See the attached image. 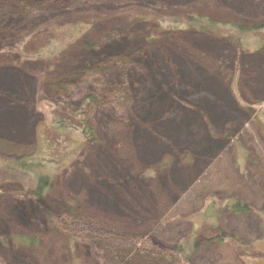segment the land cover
Wrapping results in <instances>:
<instances>
[{
	"label": "rangeland",
	"instance_id": "rangeland-1",
	"mask_svg": "<svg viewBox=\"0 0 264 264\" xmlns=\"http://www.w3.org/2000/svg\"><path fill=\"white\" fill-rule=\"evenodd\" d=\"M149 14L264 28V0H0V264H176L181 246L189 264H264V32ZM87 98L96 142L66 138L62 165L52 118L80 132ZM37 153L52 161L42 198L37 174H13ZM63 215L84 246L55 228Z\"/></svg>",
	"mask_w": 264,
	"mask_h": 264
},
{
	"label": "trees",
	"instance_id": "trees-1",
	"mask_svg": "<svg viewBox=\"0 0 264 264\" xmlns=\"http://www.w3.org/2000/svg\"><path fill=\"white\" fill-rule=\"evenodd\" d=\"M146 17L150 18L151 20H154L156 23H159L160 25H162V24L169 25V27H171L173 29H174V27L178 28L180 23H182V25H186L187 28L192 27V28H195L198 30H204V31H211V32L214 31V32L218 33L220 31L227 30V32H225V34L223 33V35H228L231 37L230 38L231 40L235 41V39H236V41H239V42L242 41V38H244L246 35L249 34V36H251L250 33H253L252 35L257 37V35H256L257 33H263L264 32V28H256V29H254V31L252 30L249 33L248 31L244 32V30L240 26H232L231 28L230 27H220L219 25H216L213 22L210 23L208 20L203 19V18L199 19V18H195V17H190V19H188L187 21L179 20L180 23L174 19H168V20H166V22H164L165 20H162V22L160 23V20L154 19L155 17H153L152 14H149ZM116 63H117V61H116ZM88 104L93 106L90 109H94L98 105V100L87 98L86 100H84V102L79 103L78 112H73L75 119L76 118L82 119V122H81L82 128H81L80 132L74 128L75 125L70 124V123L68 124L66 121L60 120L61 118L59 119L57 116L52 118V124H51V130H50V131H52L51 136H50L52 144H49L50 145V151H52V149H54L55 145L59 144V141L61 142V144H64L63 151L66 150V152L65 153H60V152L57 153L56 152L57 155L62 156L60 158V162L62 165H65V160L70 156V154L68 152H69V150H71L70 146H68L69 141H67L66 138L70 137L72 134L74 135L77 133L78 141H80L78 146H81V144L86 145V143L92 144V143L96 142V140H95V129H93L92 127H87L86 123H85L86 120H84L85 118L83 119V117L86 116L85 114L87 111H85L84 114H83V112H81V111H84V109H86L85 106L86 105L88 106ZM260 110H261V107H259V111ZM262 110H264V109H262ZM69 115L71 116L70 113H69ZM256 117H254V118H256ZM52 136L54 138H52ZM37 156H38V158H40L39 154L37 153L34 158H31V160H25V161H21V162L17 161V163H15L16 167L13 168V170H14L13 172H15L13 174L17 177L18 176L21 177L22 183H26L25 181L22 180V177H23L22 175H24V174L32 175L34 173L37 174L38 176L36 177L33 189H30V190L33 193L34 197L36 196V198H42V197H44V194L50 190V188L47 185L48 179L44 175H41V172H42L41 168H43V166L45 165L44 164L45 162L50 164L52 161L49 160L47 157L46 158L44 157L43 159L45 162L40 164V162H38V159H36ZM50 166H51V164H50ZM12 180L16 181V178H13ZM21 181L19 180V182H21ZM28 186H29V184H28ZM227 208L230 209V211H233L235 214H238V215L248 214L251 211L247 205H243V204L241 205L238 202H232L231 204L227 203ZM67 212L68 213L72 212L71 208L68 207ZM70 221L71 220L66 218L65 215L60 216V217H56V219L54 221V226L63 235H65L67 238L69 237V239H71L73 242H75V244H78L80 242V245H83L81 243H84L87 240L82 239V236H83L82 232L85 233L84 234L85 237L88 236L87 232L86 231L84 232V230H82V232H79V231L76 232L75 230L70 229L68 227L69 224L71 223ZM97 238L100 240V242L102 244H104L109 249L115 248V249L119 250V249L123 248L124 244H128V245H131V247L134 248L135 251L139 250V249L143 250V246H142L143 241L138 242L136 240H134V241L131 240L129 242L127 239H125L121 236H118V235H114V234H112V235H102L101 234V236L97 235ZM36 241H37L36 238H24V239L18 238V244H20L22 246L25 245L26 247H30V246L35 247L36 243H37ZM221 241L223 242L224 240L221 239ZM90 245L92 247H97V244H95L93 242L90 243ZM194 245H196V244L194 243ZM4 247L7 248L5 245H4ZM175 252L176 253H175V255L172 256V258H174L176 264H189V257H188L189 254H187L185 252V249H183L182 246L179 247L178 250Z\"/></svg>",
	"mask_w": 264,
	"mask_h": 264
}]
</instances>
